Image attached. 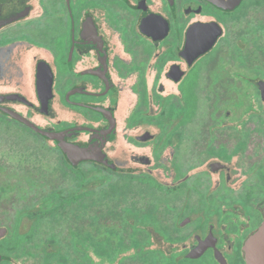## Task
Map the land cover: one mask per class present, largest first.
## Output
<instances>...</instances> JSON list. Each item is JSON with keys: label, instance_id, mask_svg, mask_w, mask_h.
<instances>
[{"label": "flooded vegetation", "instance_id": "af4514ba", "mask_svg": "<svg viewBox=\"0 0 264 264\" xmlns=\"http://www.w3.org/2000/svg\"><path fill=\"white\" fill-rule=\"evenodd\" d=\"M0 264H264V0H0Z\"/></svg>", "mask_w": 264, "mask_h": 264}, {"label": "water", "instance_id": "95a60500", "mask_svg": "<svg viewBox=\"0 0 264 264\" xmlns=\"http://www.w3.org/2000/svg\"><path fill=\"white\" fill-rule=\"evenodd\" d=\"M205 49H206V47H205ZM32 127L41 136H44L48 139L56 140L70 161L78 162L84 158L83 154L86 152V150H84L83 148H79L75 145L67 144V142L64 139V134H66V132L56 133L52 130H43V129H39L35 126H32Z\"/></svg>", "mask_w": 264, "mask_h": 264}, {"label": "rangeland", "instance_id": "374dc122", "mask_svg": "<svg viewBox=\"0 0 264 264\" xmlns=\"http://www.w3.org/2000/svg\"><path fill=\"white\" fill-rule=\"evenodd\" d=\"M40 151H45L44 149H40Z\"/></svg>", "mask_w": 264, "mask_h": 264}]
</instances>
